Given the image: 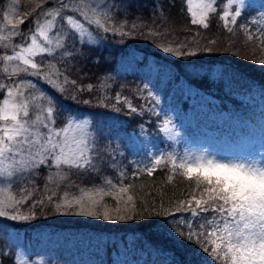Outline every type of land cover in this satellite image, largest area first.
Here are the masks:
<instances>
[{
  "label": "trees",
  "instance_id": "1",
  "mask_svg": "<svg viewBox=\"0 0 264 264\" xmlns=\"http://www.w3.org/2000/svg\"><path fill=\"white\" fill-rule=\"evenodd\" d=\"M109 1L106 12L112 20L108 23L124 24L123 31L127 35L89 26L94 32L91 43L82 44L72 39V44H65L67 53L41 54L34 58L42 65L44 73L36 76L42 84L46 83L44 75L51 76L52 69L56 77L51 76V79L61 84L64 77L69 81L64 85V92L49 84L45 85L46 89L39 88L38 84L35 87L54 98L56 126H64L76 116L87 119L96 137L105 131H123L129 139L135 140L144 131L159 133L157 122L161 120L155 118L148 95L153 76L155 82L166 80L162 100L171 93L170 101L178 107V116L186 119L185 133L190 129L187 118L192 119L200 111L199 104L207 108L201 120L213 121L212 126L218 131L222 130L220 125L223 128L226 123L237 125L234 119L237 120L236 111L240 108L246 112L258 104L261 113L264 112V64L258 62L264 58V49L255 35L249 40L245 31L257 32L256 12H261V8L246 4L236 25H230L233 31L229 32L220 19L227 0H217V11L209 14L207 29L191 23L188 0ZM26 3L30 2L20 0L18 10L30 12L27 16L31 17L18 28V33L21 30L23 34L19 41H24L25 33H30L31 28L26 24L32 17L54 7L50 0L35 5L37 9L27 8ZM181 43L187 47L181 48ZM163 46L179 48L182 53L194 50L196 55H173L164 52ZM50 65L54 68L50 69ZM204 96L213 100H203ZM242 96L245 99L237 101L236 98ZM116 97H120L119 102ZM125 100L137 110L132 112ZM42 101L46 107L47 101ZM192 110L191 115L187 113ZM111 142L100 136L94 142L90 151L94 167L90 169L80 171L61 166L67 177L58 184L49 180V177L55 180L54 174L58 171L50 159L12 184V194L17 199L30 194L19 210L25 215L34 213V218L0 217V264H15L17 246L25 248L30 264H126L127 260H136L134 264H220L210 251H205V248L211 249L207 237L201 239L193 235L188 240L178 235V225L183 226L185 221L193 224L194 231L203 232L204 229L196 228L198 222L205 216L216 215L197 209L198 214L193 216L186 205L177 210V204L190 199L194 193L190 187L194 181L173 170L172 164L154 169L152 175L140 167L124 164L113 157L117 148ZM120 145L127 148L124 140ZM107 180L117 188L132 186L128 194L134 195L138 213L133 219L106 221L77 215L79 208L75 206L59 210L55 207V202L64 199L65 192L72 199L81 195V189L111 190ZM49 190L56 193V199L51 202L47 199ZM195 194L198 197V191ZM40 200L44 203H38ZM104 203L111 209L117 206L108 196ZM165 210L175 215H165ZM156 212L162 214L156 215ZM9 213L15 214L12 210ZM44 240L51 243L46 242L42 250L39 244ZM101 252L105 261H95L96 254ZM152 253L157 258L148 262Z\"/></svg>",
  "mask_w": 264,
  "mask_h": 264
},
{
  "label": "snow or ice",
  "instance_id": "2",
  "mask_svg": "<svg viewBox=\"0 0 264 264\" xmlns=\"http://www.w3.org/2000/svg\"><path fill=\"white\" fill-rule=\"evenodd\" d=\"M76 2L79 3V0ZM53 3V8L42 13L51 19H45L40 23L39 17L36 18L35 34L31 35L30 43L17 45L12 54L0 57L4 62H19L12 67L11 75L18 73L39 75L42 65L33 58L45 53L52 55L54 48L65 47L68 38L78 39L82 44L91 43L94 32L89 25L104 32L111 30L121 35L128 34L123 31L124 24L117 26L114 22L108 23L112 18L107 12L102 11L106 5H93L88 8L87 0L84 7H72L69 0H53ZM216 4L217 0H198L195 4L193 0H188V11L192 15L191 23L207 29L209 14L217 11ZM242 6L243 0H227L226 6L222 9L220 19L224 21V26L229 32L233 31L230 25H236L237 19L241 16ZM261 19L264 20V17ZM20 23H23V20ZM12 28L13 31L8 36L0 35V42L17 35L16 25L13 24ZM245 31L249 40L255 35L260 40V47L264 49V28H259L255 34L247 29ZM64 32L68 35L64 36ZM180 47L186 48L187 45L181 43ZM162 50L177 56L196 55L194 50L182 53L179 48L174 50L170 46H163ZM258 62L264 64V58ZM49 68L54 66L50 65ZM4 72H8L7 67L4 68ZM44 79L60 92H64V85L69 83L67 77H64L63 84L51 79L47 74L44 75ZM70 83L74 85L75 81ZM5 88L6 96L0 100V217L28 220L34 218V213L29 212L25 215L20 212L19 206L30 198V194L17 199L3 187L5 183L11 184V178H14L16 172L39 166L51 159L58 171L54 174L55 180L53 177H49V180L58 184L67 177L61 166L84 171L94 167V162L90 155L88 133L83 123L68 120L59 130L54 127L56 123L54 98L41 90V98L47 101L45 107L35 98L26 96L21 83H16L14 87L0 85V92ZM116 100L119 102L120 97H116ZM125 103L132 112L137 110L126 100ZM41 128L47 129V133L41 132ZM160 131L168 134L170 139H175L176 133L171 127V121L165 120L160 126ZM70 142L74 146H70ZM162 160L163 157L155 159V165H160ZM168 160L173 165V170L182 169L180 175L194 181V184L190 185L194 193L190 199L180 201L177 210H182L186 205L193 216L198 214L197 209L200 212L211 211L218 214V218L216 215L205 216L198 222L196 228L204 229L203 232L194 231L193 224L185 221L183 226L178 225L180 227L178 235L188 240H191L193 235L201 239L207 237L213 247L205 248V251H210L214 258L222 260L224 264H264V160L225 162L215 156L195 152H186L182 157L170 154ZM152 172L153 168L147 169L148 175H152ZM106 184L111 190L103 187L94 190L81 189V195L72 199H68V193L65 192L64 199L56 203L55 207L59 210L75 206L79 208L77 215L93 216L106 221L133 219L138 215L134 195L128 194L131 185L117 188L111 180H107ZM196 191L199 198L195 194ZM55 195L53 191L48 196L49 202ZM106 196L116 201L117 206L114 209L104 203ZM38 203L43 204L44 201L40 200ZM161 207L163 208V205ZM9 210L15 214L10 215ZM163 214L175 215L170 210H165ZM185 232L188 235H185ZM15 264H28V260L17 257Z\"/></svg>",
  "mask_w": 264,
  "mask_h": 264
},
{
  "label": "rangeland",
  "instance_id": "3",
  "mask_svg": "<svg viewBox=\"0 0 264 264\" xmlns=\"http://www.w3.org/2000/svg\"><path fill=\"white\" fill-rule=\"evenodd\" d=\"M26 1L30 2V3H26L27 8L33 7L35 9H37L35 5L42 2V0H26ZM1 2L2 4L0 5V35L8 36V34L11 31H13L12 28L13 24L16 25L17 35L11 37L10 40L0 42V54H1L0 57H2L4 54H12L13 51L16 49L17 45L30 43L31 35L35 34L37 17H39L40 23H43L45 19H51L50 16L45 17L42 15V13L45 10L42 13L41 11L38 12L34 17L30 19V22L26 24L28 28H31L30 33L29 34L25 33L24 35L26 36L25 40L19 41L18 38L23 36L21 30H19L18 33V28L21 27L20 21L29 19L31 15L29 16L27 15L30 12H19L18 8L21 6L20 0H2ZM197 2L198 0H193V4ZM69 3L71 4L72 7L85 6V0H80L79 3H77L76 0H69ZM246 4L256 6L258 7V9L261 8L260 10L261 12H256L255 30L258 31L259 28H264V20L261 19L262 17H264V0H243V6L241 7L242 10L246 6ZM93 5H99V6L106 5L107 6L106 8H102V11L106 12L108 10V6L110 5V1L87 0L88 8H91ZM225 6L226 4L224 5V7ZM73 15H75V13H73ZM9 21H11L12 23L10 24ZM57 24L59 26L60 24L59 20L57 21ZM89 26L94 27L92 25ZM65 27L67 26L65 25ZM63 35L67 36L68 33L64 32ZM96 35L100 36L99 33H96ZM72 42H73L72 38H68L65 44H72ZM4 44H9L10 46L3 47L2 45ZM66 49H67L66 46L64 48H54L53 54L50 56L60 55L61 53H67ZM18 63L19 62L17 61L4 62L2 61V59H0V80H1L0 85L14 87L16 83H21L26 96L35 98L37 102L44 104L40 96L41 90L39 88L41 87L46 89L45 85H48L49 83L46 82L44 85L36 79V76L40 77L44 73L42 72L43 71L42 68L40 69L39 75H29V74L23 75L21 73H18L16 75H11L12 67ZM5 67L8 68L7 73L4 72ZM51 76L53 78L56 77V71H54V69H52L51 71ZM160 81L155 82V77L153 76L152 81L150 82V87L148 92V95L151 97L153 102L152 109L155 113V118L161 120L160 123L157 122V129L159 130L160 134L155 132H154L155 134H152L151 132L144 131L142 132L140 138L131 140L129 139L127 134L124 133L123 131H116L112 133H110L111 131L110 132L105 131L102 135H97L96 137V135L94 136V132H93V130L95 131V129L91 128L90 123L87 121V119H81V118L79 119L76 116L70 118L71 121L83 123L86 126L90 151L92 150L93 145H95L94 142L98 141V138L100 136L103 139L107 140L108 143L112 141L111 143L117 148V150H115L114 153L112 154L116 160H122L124 164H128L133 167H140L143 170H147L150 167L153 168L154 170L156 168L163 167L166 164H171V162L168 160V156L170 154H175L177 157H182L186 152L206 153L208 156H215L217 159L225 162L227 161L244 162V161H250L252 159L264 160V112L261 113L258 104L255 106L254 109L250 111L244 112L243 111L244 109L241 108L238 109L236 111L237 120L236 118L234 119V122L236 121L237 125L235 126V124H230L231 126H229V124L226 123V125H224L223 128L222 125H220V128L222 129L221 131H218L212 126L213 121L209 120L206 123L205 120L204 121L201 120L202 115L205 114V112L203 111L207 108L204 104H199L197 105V107H199L200 111L197 112L192 119L187 118V120H189L190 123L189 125L190 129L187 131V133H185L183 129L187 125V122H185L186 119L183 116H178V112H179L178 107L170 101L171 93H168L167 96H165L166 99L165 101L162 100L164 97V92L167 83L165 79H162ZM36 84L39 85L38 89L32 87V85L36 86ZM0 94H2V96L0 97V100H2V98L6 96V88L2 92H0ZM153 97L155 99H153ZM209 99L211 98L205 96L203 98V100H209ZM236 99L237 101H241L242 99L244 100L245 98L242 96L239 98L237 97ZM259 102L261 103L262 101ZM193 111L194 110L187 111V113L191 115L192 113H194ZM30 115H31V110H30ZM165 120L171 121V127H173L174 132L176 133L175 139H170L168 134L162 133L160 131V126ZM190 120H192V122ZM54 127L57 130H59L62 127V125L60 126L54 125ZM40 130L43 133H47V129L41 128ZM71 135L72 133L70 132L69 136ZM123 140L125 141V147L127 148L121 147L122 145H120V143ZM70 146H74V145H71L70 142ZM159 157H163L162 163L160 165H155L154 163L155 159ZM117 163L120 164V161H117ZM32 168L33 167L25 168L23 171L16 172L14 178H11L12 179L11 184L5 183L3 187L9 190L10 193L12 194V190H11L12 184L17 180L24 178ZM175 170L182 172V169L179 168H175ZM46 193L48 196L52 194L51 191L50 192L47 191ZM54 199L56 198L53 196L52 200ZM216 216L218 218V214H216ZM46 242H50V241L47 240L40 241L39 245L41 246L42 250L44 249V244L46 245ZM209 244L211 245V247H213V245L210 242ZM26 254L27 251L25 250V248L23 249L20 246H17V257L27 258ZM91 255H95V254H91ZM155 257L157 258V255L155 253H152L151 256L148 258L149 259L148 262H152ZM95 259H96L95 261H105V259L102 257V252L98 253V255L96 254ZM35 260L41 261L40 259H35ZM217 260H219L218 263L224 264L222 260L220 259ZM135 261L136 260H127L126 264H134ZM28 264H30L29 261Z\"/></svg>",
  "mask_w": 264,
  "mask_h": 264
}]
</instances>
